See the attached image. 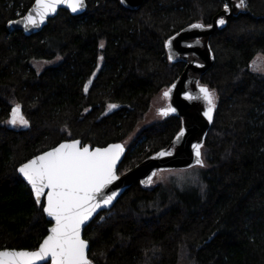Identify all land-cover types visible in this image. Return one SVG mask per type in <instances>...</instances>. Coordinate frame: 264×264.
<instances>
[{
  "label": "trees",
  "instance_id": "trees-1",
  "mask_svg": "<svg viewBox=\"0 0 264 264\" xmlns=\"http://www.w3.org/2000/svg\"><path fill=\"white\" fill-rule=\"evenodd\" d=\"M33 1L0 0V249L35 250L50 226L20 165L62 141L125 146L184 68L165 42L209 25L226 3L144 0L132 11L119 0H85L83 14L60 10L36 34L8 31ZM208 46L214 63L199 85L214 90L215 109L204 166L178 185L135 182L100 212L83 232L93 264H264V73L250 68L264 56V0H246ZM32 61L51 63L37 72ZM15 106L27 127L7 123ZM180 127L176 116L144 127L118 174L169 145Z\"/></svg>",
  "mask_w": 264,
  "mask_h": 264
},
{
  "label": "snow or ice",
  "instance_id": "snow-or-ice-1",
  "mask_svg": "<svg viewBox=\"0 0 264 264\" xmlns=\"http://www.w3.org/2000/svg\"><path fill=\"white\" fill-rule=\"evenodd\" d=\"M61 5L73 13L83 10L86 6L85 0H35L32 10L22 18L25 30L40 27ZM236 7H246V0H239ZM229 8V4L225 3V12H228ZM225 22L223 18L216 21L218 25ZM11 23L13 22L10 21ZM190 27L204 29L211 28L212 25L195 23ZM173 39L175 37L165 42L166 48L171 47ZM103 46L101 42L100 47ZM169 59L171 60V56ZM88 87V84L84 85L85 92L88 91ZM172 88H175V85L163 93L164 97H170ZM199 92L200 98L207 106L204 116L211 123L215 109V92L207 86H200ZM185 99L192 100L194 97L185 94ZM116 107L114 104L108 105L109 109ZM175 111V108L169 106L167 109H161L160 114L166 116L169 112ZM7 123L12 126L17 124L28 126V121L21 114L19 106L12 108L11 118ZM183 135L184 129L181 128L173 143L178 142ZM201 147L199 143L192 145L196 164L203 167ZM123 152L121 144H109L107 147L93 149L88 145H82L79 140H72L60 143L50 151L20 165L17 171L31 186L36 204L42 206L43 212L51 218L50 222L54 221V224L34 251L0 249V264H42L49 259L51 264H93L87 254L88 241L81 235L82 226L102 206L111 205L118 195L115 191L107 194L104 190L119 179L116 167ZM167 155H171V152L161 151L156 154L157 157ZM148 183H152L151 177L148 178ZM42 197H46V203H42Z\"/></svg>",
  "mask_w": 264,
  "mask_h": 264
},
{
  "label": "water",
  "instance_id": "water-1",
  "mask_svg": "<svg viewBox=\"0 0 264 264\" xmlns=\"http://www.w3.org/2000/svg\"><path fill=\"white\" fill-rule=\"evenodd\" d=\"M119 1L122 4V6H124L126 9L134 11L140 7V5L144 0H123V2L122 0ZM34 3L35 0L22 16L11 20V22L13 23L10 24V21L8 22L7 24L8 31L10 32L15 30L22 31L24 35L30 36L40 32L42 28L46 26L49 19L54 18L60 10H66L72 16H79L83 14L86 10V6H85L83 10L73 13L66 6L61 5L58 7L56 13L49 15L46 19V22L42 24L40 27L30 28L28 30H25L24 24L22 22V18L32 10ZM226 3L229 4L230 6L229 11L225 12L223 8L215 16H213L210 22V25H212L211 28L205 27L204 29H192L189 26L183 29L182 31L176 33L175 35L171 36L170 38L175 37V39L172 40L171 47L166 48L169 57L171 56V61L174 62L182 61L184 63V68L181 74L166 89L168 90L169 88L172 87V85H175V88H172L170 97H167V99L169 100L168 107L171 106L175 108L176 111L169 112L168 115L166 116H176L180 119L181 121L180 130L181 128L184 129L183 137H181V139L178 142L173 143L176 140L177 134L180 132L179 130L172 139V141L169 143V145L147 156L140 163H138L134 167L128 169L127 171L121 174H118L117 171L119 165L124 159L126 153V147L124 146L123 143L120 142L110 143V144H121L124 148V152L122 153L120 160L117 162V167H116V173L119 179L115 180L104 191L107 194H110L111 192L115 191L118 193V195L112 201L111 205L107 207L102 206L100 209L97 210L96 213L93 214L92 218H90L85 223V225L82 226L81 235L83 239H84L83 237L84 229L90 224V222L100 212L110 210L115 205L117 200L122 196V194L126 190H128L133 183L139 182L143 186H150L151 183H148V178L151 177L153 181V179L159 172L170 171V170H184L199 166L196 164L192 145L199 143L203 146L207 132L212 124V122L210 123L208 119L204 116V111L206 110L207 106L203 101V99L200 98L201 94L199 92V87H200L199 78L201 75L206 73L214 63V56L208 46V39L216 31L223 29L224 26L226 25V22L223 25H218L216 21L220 18H223L225 21L226 19L232 18L236 14V11L238 9L236 7L237 4L236 0H226ZM85 5H86V1H85ZM18 21L20 23H17ZM89 84L90 83L88 82V85ZM165 91H163L162 93H164ZM185 94L191 95L192 97H194V99L192 100L185 99ZM70 141H62L60 143L70 142ZM58 145L54 147H57ZM108 145L104 147H107ZM90 147L93 149L96 148L92 146ZM52 148L46 151H50ZM161 151H169L171 152V155L157 157L156 154ZM44 152L39 153L36 156H39ZM201 153H202V147H201ZM34 157L30 158L29 160L33 159ZM19 175L21 176L23 181L27 184V181L24 180L23 176L20 173ZM142 181L144 183H142ZM27 186L31 190V186L28 184ZM42 198L44 203H46V197H42ZM43 214L45 216V219L50 223V226L47 228V234L45 235L46 237L48 235V229L52 226V224H54V221L50 222L51 218L47 217V215L44 212ZM43 239L41 240L40 243H42ZM16 250H21V249H16ZM88 252H89V244H88L87 254ZM42 264H51V261L49 259L46 262H42Z\"/></svg>",
  "mask_w": 264,
  "mask_h": 264
},
{
  "label": "rangeland",
  "instance_id": "rangeland-1",
  "mask_svg": "<svg viewBox=\"0 0 264 264\" xmlns=\"http://www.w3.org/2000/svg\"><path fill=\"white\" fill-rule=\"evenodd\" d=\"M51 62L47 61H32V66L35 68L37 72H40L45 66L50 64ZM251 70L256 73H264V56L258 54L254 60L251 63ZM165 98L162 96V94L156 95L152 99L151 107L146 114L144 120L137 126L135 131L125 140V146H129L132 141L137 137L138 133L146 126L152 125L154 123H157L161 120L162 115L158 112L159 109H165ZM15 127L21 128L22 126L17 124ZM194 168V167H193ZM195 177V172L191 171L190 169H184V170H170V171H164L159 172L155 178L153 179L152 183L150 184L151 187H159L167 185L168 181L170 180L171 183H174L175 185H178L176 181L179 183L190 181L189 179H192ZM181 181V182H180ZM179 264H185V263H179Z\"/></svg>",
  "mask_w": 264,
  "mask_h": 264
},
{
  "label": "flooded vegetation",
  "instance_id": "flooded-vegetation-1",
  "mask_svg": "<svg viewBox=\"0 0 264 264\" xmlns=\"http://www.w3.org/2000/svg\"><path fill=\"white\" fill-rule=\"evenodd\" d=\"M89 82H90V84H91V81H89ZM90 84H89V85H90ZM161 94H162V96L164 97L163 93H161ZM164 98H165V101H166V102H165V109H166V108H168L169 100H168L166 97H164ZM163 109H164V108H163ZM160 110H161V109L158 110L159 113H160ZM162 116H164V115H162ZM10 118H11V117H10ZM10 126H12V125H10Z\"/></svg>",
  "mask_w": 264,
  "mask_h": 264
},
{
  "label": "bare ground",
  "instance_id": "bare-ground-1",
  "mask_svg": "<svg viewBox=\"0 0 264 264\" xmlns=\"http://www.w3.org/2000/svg\"><path fill=\"white\" fill-rule=\"evenodd\" d=\"M177 79V78H176ZM91 223V222H90Z\"/></svg>",
  "mask_w": 264,
  "mask_h": 264
}]
</instances>
